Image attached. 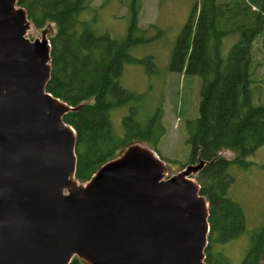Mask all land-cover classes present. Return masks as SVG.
Wrapping results in <instances>:
<instances>
[{
  "label": "water",
  "instance_id": "95a60500",
  "mask_svg": "<svg viewBox=\"0 0 264 264\" xmlns=\"http://www.w3.org/2000/svg\"><path fill=\"white\" fill-rule=\"evenodd\" d=\"M17 0H0V264H205L209 204L192 176L127 146L74 179L73 109L46 92L50 44L26 38Z\"/></svg>",
  "mask_w": 264,
  "mask_h": 264
},
{
  "label": "trees",
  "instance_id": "16d2710c",
  "mask_svg": "<svg viewBox=\"0 0 264 264\" xmlns=\"http://www.w3.org/2000/svg\"><path fill=\"white\" fill-rule=\"evenodd\" d=\"M92 3L17 0L34 29H51L46 92L73 109L79 107L63 118L75 132L74 179L79 184L88 182L101 166L133 143L146 145L159 156L158 145L165 135L161 109L142 126L137 115L144 111V97L119 84L124 64L152 60L130 55L143 42L135 37L141 32L137 27L140 5H130L128 34L118 42L107 34L97 36L92 24L80 19L83 12L94 9ZM199 8L194 31L187 25L176 41L171 68L201 79L199 118L187 142L192 147L189 164L208 163L195 179L199 194L209 204L205 264H231L218 247L244 233L245 219L241 208L226 197L232 183L230 162L220 153L229 151L235 155L234 162L245 167V158L264 147V107L252 104L249 90L252 46L264 33V0H200ZM233 36L238 41L223 57L222 41ZM126 105L130 113L122 121L124 135L118 137L112 130L110 112ZM261 255L264 227L251 233L242 264H256ZM70 264L82 262L73 258Z\"/></svg>",
  "mask_w": 264,
  "mask_h": 264
},
{
  "label": "rangeland",
  "instance_id": "374dc122",
  "mask_svg": "<svg viewBox=\"0 0 264 264\" xmlns=\"http://www.w3.org/2000/svg\"><path fill=\"white\" fill-rule=\"evenodd\" d=\"M218 1L226 3L233 0ZM138 2L139 0H93L94 9L83 12L79 17L92 24L97 36L107 34L111 39L121 42L126 39L131 22L130 5H140V12L145 8L140 19L138 17L141 32L135 35L143 42L133 47L130 55L139 60L149 57L152 60L142 65L124 64L119 84L124 90L144 97V111L137 115L142 126L161 109L165 135L158 145L157 156L165 163V176L169 178L189 165L192 147L187 141L199 118L201 79L186 74L184 69L174 71L171 67L177 39L189 24L193 26L191 31H194L200 0ZM43 31L47 32L45 36L49 40L51 29L37 30L32 26L26 38L40 39ZM237 41L238 36L223 39V57L227 56ZM251 56V102L254 106L264 107V33L254 41ZM129 108L126 105L110 112L112 130L118 137L124 135L122 121L129 115ZM220 156L230 162L228 174L232 183L226 197L241 208L245 228L240 237L219 246L218 250L229 263L242 264L251 245V233L264 227V147L245 158V167L236 164L235 155L229 151L221 152ZM192 179L195 181L196 175ZM256 264H264V255L258 258Z\"/></svg>",
  "mask_w": 264,
  "mask_h": 264
},
{
  "label": "crops",
  "instance_id": "0c3cea01",
  "mask_svg": "<svg viewBox=\"0 0 264 264\" xmlns=\"http://www.w3.org/2000/svg\"><path fill=\"white\" fill-rule=\"evenodd\" d=\"M144 9H145V8L143 7L142 10H141V12H140V14H139V16H138L139 19H140V16L144 13ZM137 25H138V28H140V27H139V22L137 23Z\"/></svg>",
  "mask_w": 264,
  "mask_h": 264
},
{
  "label": "built area",
  "instance_id": "2783aa9c",
  "mask_svg": "<svg viewBox=\"0 0 264 264\" xmlns=\"http://www.w3.org/2000/svg\"><path fill=\"white\" fill-rule=\"evenodd\" d=\"M252 10H255V8H252ZM263 18H264V14H263Z\"/></svg>",
  "mask_w": 264,
  "mask_h": 264
}]
</instances>
